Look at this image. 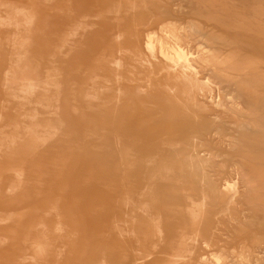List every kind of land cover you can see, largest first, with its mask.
Listing matches in <instances>:
<instances>
[{
	"label": "rangeland",
	"instance_id": "374dc122",
	"mask_svg": "<svg viewBox=\"0 0 264 264\" xmlns=\"http://www.w3.org/2000/svg\"><path fill=\"white\" fill-rule=\"evenodd\" d=\"M10 1L32 16L33 31L11 50L12 34L0 29V134L30 126L26 116L36 112L39 125L31 148L18 145L15 156L0 149L8 155L0 160V264H114L118 249L129 264L135 243L118 235L133 219L137 235L153 236L151 213L164 237L145 264H170L178 254L182 264H264V0ZM73 20L85 32L63 41ZM118 30L152 68L126 61L133 74H123V112L117 130H108L119 139L115 148L105 140V94L97 101L85 95L111 76L107 48ZM184 65L194 87L179 77ZM51 70L66 82L59 105L51 89L48 101L37 90L22 107L24 87L41 86ZM174 86L173 96L167 90ZM167 151L174 169L161 177ZM123 163H133L129 206L121 194ZM144 191L151 195L136 196ZM57 230L49 246L37 241L49 256L39 257L36 234ZM151 245L139 247L143 256Z\"/></svg>",
	"mask_w": 264,
	"mask_h": 264
},
{
	"label": "bare ground",
	"instance_id": "6f19581e",
	"mask_svg": "<svg viewBox=\"0 0 264 264\" xmlns=\"http://www.w3.org/2000/svg\"><path fill=\"white\" fill-rule=\"evenodd\" d=\"M0 1H2V2H0V7H1V9H2V7L4 8V11L6 14L5 17H0V29L8 31L12 34L13 37L10 39V45H9V47L8 46L7 47L11 50H14V49H16L17 45L19 46V45L25 44L31 38V34L33 31L32 16H28L24 11L16 9L14 7L13 1H10V0H0ZM133 10H134V8L132 7V9H130L129 11L132 12ZM116 12L117 13L120 12V9L118 8ZM75 17H77V16H75ZM67 28H68L67 31H65L63 34V37L65 38V39H63V41H67V38H70L68 40H75V37L76 36L78 37V35H79V33H78L79 30H82L85 32V27H83V24L80 20H73L72 22H70L67 25ZM8 41H9V39H8ZM127 41L128 40H127L126 34L123 30H118L115 33L113 41L111 42V44L107 48L108 53H107V59L105 62L108 66L107 71L111 74V76L110 77L108 76V77H106V79H104V82L106 84L105 86H102V85L92 86V88L90 89L91 93L90 94L86 93V95H85V98L90 99L92 101H97L100 93L105 94V95H103L105 98L103 101V104L105 106H109V108H107V112L109 115L108 116L109 117V124L105 127L106 128V139L105 140L107 143L113 144V146L115 148L121 147V146L118 147L119 139L115 138L112 141V139H111L112 134L108 130L109 129L117 130V127H118L117 115H119L123 112L122 108L120 107L121 99L125 96L124 83H126V78L124 77L123 74H124V72H127L129 74H133L132 70H128L127 68H125V64L127 63L126 61L134 62L135 64L147 67L149 70H151V68H152L150 62L148 60H146L145 58H143L140 55V53L137 52L136 49H134L135 46L133 48H127L126 47ZM4 44H6L5 41H4ZM8 44H9V42H8ZM75 49H76V42L74 41L68 45V51H69L68 53H73L75 51ZM147 49L149 50L151 58L155 59L154 53H153V46L151 44H148ZM181 59H182V56L179 57V60H181ZM172 65L169 67V69H168L169 71H174V67H173L174 65L173 66ZM182 68H183L182 74L179 77L183 81L187 82L189 84V87H192L195 84V82L194 81L192 82V80L189 79V77L187 76V73L189 71H191V67H189V65H184V67H182ZM174 72H176V71H174ZM4 79H8V71L7 70L4 74ZM63 84L66 85V82L64 80L63 75L58 70H51L50 72H48L45 75L44 81H43L41 86H37V85L32 83V84H28L24 87V89L21 91V95L19 97L21 102H22L21 106L23 107L25 105L32 104L31 98L34 96V94L36 93L37 90L40 91V95H41L40 101H48V96H49L48 91L51 89H53L55 91L53 93V97H54L56 104L59 105V103L61 102V91H62ZM148 85H149V83H148ZM110 89H111V92L109 95ZM177 89H178L177 86H174L172 89L167 90V91L170 95L174 96L175 91ZM181 93L185 96H188L190 93L189 88L183 89V91ZM185 102L188 103L187 100ZM35 111H33V112H35ZM26 117H28V119L31 123L30 126H26L24 124L19 126L18 124H15V126L13 128L15 132L11 136H2V134H0V149L5 148L6 153H8V155H10V156H15V154L12 152V148H16V146H18V145L21 147L26 146V147L31 148L32 144L34 142H36V140H37L36 132H35V129L39 125L36 122L37 112H36V114L33 113V115H27ZM51 128H53V127L50 126L48 128L47 133H48V136L51 135V137H52V134L54 131L51 130ZM19 129L22 130V134H19L17 132V130H19ZM56 131H57V129H56ZM178 134H179V132H178ZM162 146H163V148L165 147L164 144ZM7 156L6 155L4 157L0 156V160H1V158H5ZM161 158H164L165 164L160 167L159 175L161 177H165V175L169 171L173 170L174 167H173V164L171 163L172 160L170 159V155H169L168 151L164 152V154L161 156ZM132 164L133 163H129L128 165H126L125 163H123V173H122V188H123V190H122L121 194L124 197L127 196L125 199H126V205H128V206L131 205L130 202H132V200L128 196L127 188H126L125 184L126 183L131 184L134 182L133 181L134 180L133 175H131V172H130V174L128 173L129 169L132 168ZM202 175L203 174L201 172L199 173V175L196 172L195 176L197 179H199V176H200L201 177L200 181H201L202 177H204ZM9 177H11V175H9ZM16 177H18V179H19L20 175L17 174ZM148 193L149 194H147L145 191L142 192L141 194H139V192L138 193L136 192V196L141 197L142 195H145V194L151 195V191H148ZM153 200L154 199L151 198V201H153ZM145 204H146V202L140 203L139 208L141 209L142 212H145V208H146V207H144ZM203 204H204V202H203ZM188 205L190 207L192 206L191 204H188ZM57 219H56V221H57ZM147 220L152 225L153 236H150V234L147 232V230L143 231L141 235H137L134 228H133L134 227V220L133 219H130L127 222V223H129V227H131V228L124 231V233H119V235H118L119 240L122 239L125 242L130 241L131 244L135 243V246L134 247L132 246L131 251H130V255H131V258L133 259V261L131 259L132 262L129 261L130 262L129 264H145V263L151 261L152 252H154L157 248V244H155V243L157 241H159L161 243L163 242L164 232L160 226V218H159L158 214L151 213L150 215H148ZM59 221H61V220H59ZM112 226L113 227L116 226V220H113ZM67 231H68V229H67ZM58 233H59V231L57 230V232L52 233V234L47 233L45 231H42V232H39L36 234V237L34 240V246L36 248V253L39 257L46 256V258H48L49 256L46 255V253H45L46 251H44V250H47L46 249L47 247L42 248L38 242L43 240V243L45 242L46 243L45 245L49 246L51 242L54 243L55 240L57 239V237H59ZM60 239H61V237H60ZM148 241H151V243H152L151 251L147 255L143 256L142 251L139 249V247L140 246L143 247V245H145V243ZM183 243H185L184 238L182 241H180V246H179L180 249L177 250L178 252H179V250H181V248H182L181 244H183ZM69 249L72 252H75V250H76L74 244L72 246H70ZM129 257L130 256H128L122 249H118L117 251L114 252V258H115L114 264H125L123 261L126 259L130 260ZM181 258H182V256L180 254H178L175 257L174 261L171 262L170 264H182V263H178ZM102 264H107V262H103ZM168 264H169V262H168Z\"/></svg>",
	"mask_w": 264,
	"mask_h": 264
},
{
	"label": "crops",
	"instance_id": "0c3cea01",
	"mask_svg": "<svg viewBox=\"0 0 264 264\" xmlns=\"http://www.w3.org/2000/svg\"><path fill=\"white\" fill-rule=\"evenodd\" d=\"M70 215H71V213H70ZM71 217H72V216H71ZM106 221H107V220H106ZM106 221L103 220V222H106ZM70 223H71V225H72V221H70ZM103 225H104V224H103ZM23 229H24V228H23Z\"/></svg>",
	"mask_w": 264,
	"mask_h": 264
}]
</instances>
